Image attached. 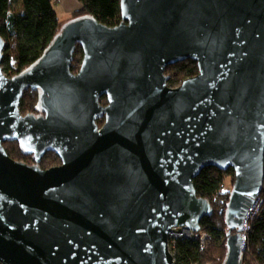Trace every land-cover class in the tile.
I'll use <instances>...</instances> for the list:
<instances>
[{
	"label": "water",
	"instance_id": "water-1",
	"mask_svg": "<svg viewBox=\"0 0 264 264\" xmlns=\"http://www.w3.org/2000/svg\"><path fill=\"white\" fill-rule=\"evenodd\" d=\"M119 6L118 26L71 20L10 78L0 39V264H174L167 234L198 233L212 214L194 189L204 168L234 172L221 264H242L264 181V0ZM187 60L198 74L170 87L165 68ZM28 90L39 114L22 116ZM7 141L34 164L7 156ZM47 153L60 165L42 170Z\"/></svg>",
	"mask_w": 264,
	"mask_h": 264
},
{
	"label": "trees",
	"instance_id": "trees-1",
	"mask_svg": "<svg viewBox=\"0 0 264 264\" xmlns=\"http://www.w3.org/2000/svg\"><path fill=\"white\" fill-rule=\"evenodd\" d=\"M80 9L71 14L70 20L91 18L105 27L118 26L122 20L120 0H76ZM56 0H0V39L4 42L3 61L1 64L7 78L21 74L22 71L42 57V53L52 44L61 27L54 4ZM71 61V72L76 74L81 65L83 52L75 46ZM170 76V87L181 84L184 80L198 74L196 63L192 60L177 62L165 68ZM39 93L28 90L23 93L19 111L21 115L39 114L37 110ZM106 98L100 99L104 105ZM104 120L97 122L101 127ZM13 161L28 163L33 157L22 153L16 142L2 144ZM37 165L42 170L57 167L60 159L54 153H47ZM264 167V165H263ZM264 178V176H263ZM230 188L225 189L226 181ZM197 197L206 199L211 205V215L199 222L200 231L210 236L201 244L198 240L178 239L173 247L174 264H218L226 258V238L228 227L225 222V210L231 188L234 184V172L231 168L225 171L216 168H204L193 180ZM262 200L258 213L249 222L246 249L242 253V264H264V181L258 196Z\"/></svg>",
	"mask_w": 264,
	"mask_h": 264
},
{
	"label": "built area",
	"instance_id": "built-area-1",
	"mask_svg": "<svg viewBox=\"0 0 264 264\" xmlns=\"http://www.w3.org/2000/svg\"><path fill=\"white\" fill-rule=\"evenodd\" d=\"M262 200H259L258 197L253 199V202L250 203V206L248 210L246 211V214L244 216L243 220V226L240 231L241 238H242V249L245 251L247 245V231L250 227V221L256 216V213H258V209L260 207ZM187 238L191 241L198 240L201 244L205 243L207 240L210 239V236L204 233H193L191 231H188L186 227L183 228H172V230L167 234V245L169 248V251H173V247L175 244V241L178 239H184ZM172 257L173 254L171 253Z\"/></svg>",
	"mask_w": 264,
	"mask_h": 264
},
{
	"label": "crops",
	"instance_id": "crops-1",
	"mask_svg": "<svg viewBox=\"0 0 264 264\" xmlns=\"http://www.w3.org/2000/svg\"><path fill=\"white\" fill-rule=\"evenodd\" d=\"M54 9L61 26L70 22L71 14L79 10V4L76 0H56Z\"/></svg>",
	"mask_w": 264,
	"mask_h": 264
},
{
	"label": "rangeland",
	"instance_id": "rangeland-1",
	"mask_svg": "<svg viewBox=\"0 0 264 264\" xmlns=\"http://www.w3.org/2000/svg\"><path fill=\"white\" fill-rule=\"evenodd\" d=\"M170 77V76H169ZM179 84H177V86H178ZM177 86H174V87H177ZM173 87V88H174ZM28 163H30L31 165H33V162L31 161V160H29L28 161ZM230 188V181L229 180H227L226 181V184H225V189H229ZM171 253H172V251H171ZM218 264H220V263H218Z\"/></svg>",
	"mask_w": 264,
	"mask_h": 264
},
{
	"label": "flooded vegetation",
	"instance_id": "flooded-vegetation-1",
	"mask_svg": "<svg viewBox=\"0 0 264 264\" xmlns=\"http://www.w3.org/2000/svg\"><path fill=\"white\" fill-rule=\"evenodd\" d=\"M105 104H106V103H105ZM105 104H104V105H105Z\"/></svg>",
	"mask_w": 264,
	"mask_h": 264
}]
</instances>
